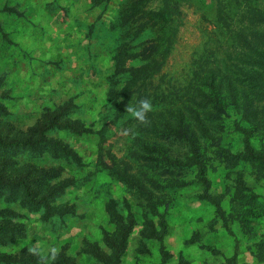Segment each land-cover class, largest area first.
<instances>
[{
	"label": "rangeland",
	"instance_id": "1",
	"mask_svg": "<svg viewBox=\"0 0 264 264\" xmlns=\"http://www.w3.org/2000/svg\"><path fill=\"white\" fill-rule=\"evenodd\" d=\"M173 2L176 10L172 0H0V103L13 125L26 131L48 111L70 104L72 119L87 130L48 134L66 143L78 161L54 159L50 150L40 158H19L39 169H59L57 181L69 186L55 202L62 216L30 212L20 196L0 197V210L13 214L3 221L18 229L0 232V258H18L36 245L49 256L53 249L65 252L74 264H104L87 252V244L112 253L104 236L116 232L114 209L117 230L118 216L135 224L119 264H264L263 171L249 162H225L215 147L221 140L232 154L243 151L242 135L234 127L249 124L230 97L234 92L227 80L232 78L219 75L216 67L244 73L239 86L232 79L241 103L250 76L245 37L264 26V0ZM169 28L177 32L166 52ZM122 58L127 72L119 74ZM158 63L159 72L148 77L151 93L174 88L176 99L179 95L198 113L204 105L192 101L204 99L202 92L215 91L226 104L222 120L205 124L209 136L200 135L207 143V193L199 170L190 166L187 144L138 131L137 121L125 112L127 104L122 105L132 96H118L134 93V88L126 90L131 69L153 71ZM244 91L253 95L257 90ZM164 100L159 96L156 104ZM151 114L149 125L161 126L154 118L158 110ZM186 122L197 123L190 117ZM253 143L261 152L264 136L256 133ZM164 154L177 165L168 166ZM146 221L154 222L159 233L165 224L163 245L143 236Z\"/></svg>",
	"mask_w": 264,
	"mask_h": 264
},
{
	"label": "trees",
	"instance_id": "2",
	"mask_svg": "<svg viewBox=\"0 0 264 264\" xmlns=\"http://www.w3.org/2000/svg\"><path fill=\"white\" fill-rule=\"evenodd\" d=\"M171 6L176 10V5L173 0ZM168 13L169 15L172 14V9ZM176 32L177 29L169 28V37L164 48L166 52L171 47L173 43L172 38L176 35ZM247 32V35L245 33L244 36L246 35L245 42L248 51L244 52V54L250 65V76L248 85L245 84V87L243 86L241 89V103H238V95H236L235 88L232 86V79L236 82V86H239L238 81L241 80V73L238 71L227 73V69L221 68V65H217L216 67V72L219 75L226 79L232 78L231 80L228 79L229 81L227 80L229 88L234 92L233 94L231 93L230 97L235 100L239 113L243 112V120L249 124V128H245L238 122L234 127L242 135L243 151L236 155L232 154L230 149L225 147L221 140L216 141L215 147L218 150L216 153L217 156L223 161L234 160L249 162L261 169L264 174V147L262 146L263 150L261 149L262 151L259 152L260 150L256 149L253 143V138L256 133L264 136V26L258 30L251 29ZM240 51L237 50L233 54L238 55ZM125 63V60L122 58V62L118 64L119 74L127 72V69L124 67ZM233 66L239 67L236 65ZM223 67L227 68L229 66L223 65ZM155 72H159V63L154 67L153 71L147 66L146 69H131L129 87H126L129 89L126 90L134 88V93L122 92L118 96L126 95L127 97H131L133 95L135 101L144 97L152 100L154 106L153 112L156 113V110L159 112L154 118L162 122L161 126H143L137 122L136 128L142 133L148 132L161 139L170 138L185 142L191 152L190 166H195L199 170L198 174L202 185H206L204 192L207 193L210 188L207 177L208 167L205 163L207 143L201 141L200 135H203L204 139L209 136L210 127H206L205 124H208L209 121H216L217 119L222 120L221 115L226 114V104L222 97L215 91L211 94L202 92L201 95L204 99L197 97L196 100L193 99L192 101L194 105L199 103L204 105L203 111L198 113L192 105L189 106L181 103L182 98L179 95H177L179 98L176 99L175 92H173L174 88H169L171 90L169 93H165L164 91L160 94L156 92L151 93L152 86L148 77L151 73L155 74ZM241 76L244 80V73ZM251 89L257 90L256 93L252 95L249 91H244ZM159 96L161 100L165 99L162 106L156 104ZM124 104H128V101H124L122 105ZM208 106L216 109L219 114L208 112ZM72 109L73 106L68 104L54 111H48L38 124L28 128L26 131H22L13 125L12 120L9 119L11 116L10 112L0 103V197L7 195L8 199L15 200L20 196L24 209L38 213L43 211L46 217L63 215L55 202L69 185L57 181L61 175L60 170L39 169L29 162H20L19 158L24 154L40 158L45 150H50L54 159H64L66 162H69L71 159L78 161V156L66 143L48 137V134L53 130L78 135L87 132L84 124L80 120L72 119L70 113ZM149 116H153V114L149 113ZM189 117L192 120H196V125L187 124L186 118ZM140 145L143 150H150L147 143L140 142ZM153 151H155L154 148ZM163 158L168 166H172L173 164L177 165L166 154L163 155ZM207 198L211 200L210 195H207ZM8 213L6 210H0V232L5 230H18L10 225V220L3 221V216L8 217L9 214L13 216L12 213ZM110 214L116 224V232L113 234L105 233L104 241L112 250V253H105L97 243L87 244V252L95 260L104 264H119L122 255L127 249L129 238L135 224L133 219L125 222L123 218L118 216L119 224L117 230V212L111 209ZM161 227L163 231L159 233L154 222L146 221L143 236L157 239L163 245L167 227L163 222H161ZM0 263L37 264V257L29 254L27 250H24L18 258H0ZM53 264H74V260L67 256L65 252H61L57 255V259Z\"/></svg>",
	"mask_w": 264,
	"mask_h": 264
},
{
	"label": "clouds",
	"instance_id": "3",
	"mask_svg": "<svg viewBox=\"0 0 264 264\" xmlns=\"http://www.w3.org/2000/svg\"><path fill=\"white\" fill-rule=\"evenodd\" d=\"M134 97L132 95L131 101L125 106V112L130 114L131 117L138 122V124L143 126H148L151 121L149 119V113L153 111L152 100L148 97H144L134 102ZM29 254L37 257V264H52L57 259L58 252L53 249L52 254L45 255L39 252L36 245H33L28 249Z\"/></svg>",
	"mask_w": 264,
	"mask_h": 264
}]
</instances>
